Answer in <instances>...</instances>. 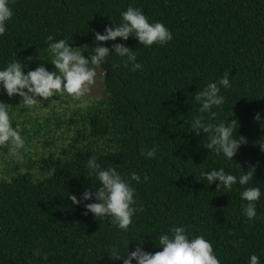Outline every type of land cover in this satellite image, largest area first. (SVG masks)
I'll list each match as a JSON object with an SVG mask.
<instances>
[{"label": "trees", "instance_id": "1", "mask_svg": "<svg viewBox=\"0 0 264 264\" xmlns=\"http://www.w3.org/2000/svg\"><path fill=\"white\" fill-rule=\"evenodd\" d=\"M129 6L150 23H163L173 39L150 47L134 36L102 42L109 48L125 44L143 65L132 71L126 57L110 54L98 67L102 98L57 111L47 101L42 112L43 106L24 107L18 94L9 97L0 86V101L9 104L13 127L19 123L25 140L19 158L0 146V264H123L110 258L113 247L121 256L141 243L147 252L162 251L155 238L171 235L173 227H183L190 240L203 236L221 264H249L253 254L264 264V0H10L13 17L0 35V70L17 61L25 73L40 65L55 71L48 36L88 57L95 32L119 25ZM225 72L231 87L221 88L225 102L213 107L212 122H239L233 135L247 143L232 160L207 149L208 136L190 128L197 116L207 122L196 93ZM62 97L51 99L62 103ZM152 148L154 159L140 154ZM92 156L125 179L140 175V182H131L139 210L126 231L109 217L101 222L84 215V204L95 197L80 205L68 199L98 186L95 175L86 176ZM251 166L249 184L237 183L229 193L202 175L224 168L239 177ZM257 186V215L249 221L241 193Z\"/></svg>", "mask_w": 264, "mask_h": 264}, {"label": "clouds", "instance_id": "2", "mask_svg": "<svg viewBox=\"0 0 264 264\" xmlns=\"http://www.w3.org/2000/svg\"><path fill=\"white\" fill-rule=\"evenodd\" d=\"M121 16L122 22L119 25L115 24L114 28L111 25L106 26L103 34L99 31L95 32L96 46L91 49V55L88 57L80 51L73 50V46L66 40L53 42V37L48 36V50L51 54L48 59L55 66V71H49L46 66L40 65L35 70L25 73L23 66L13 61L5 69L0 70V86L9 97L18 94L22 98L20 104L27 108L36 107L42 100L54 105L56 100L50 98L65 94L74 101H82L95 83L96 69L107 62L110 54L121 58L126 57L125 67L131 66L132 71L141 70L143 67L136 62V52L130 47L123 43H114L109 48L102 42L115 41L118 37L127 41L130 36H134L143 46L150 47L153 44L166 45L173 39L171 31L163 23H150L146 15L138 8L129 6L121 13ZM12 17L10 0H0V35L6 32V24ZM222 87H231L228 72H225L218 81L209 82L196 93L195 101L201 105L199 112L207 114V122L204 115L197 116L191 120L190 128L197 136L201 132L208 136V142L204 144L207 149L216 154L223 153L225 157L232 160L241 144L247 143V139L244 136L234 137L233 133L239 125L236 119H231L227 123L226 121L218 124L212 122L217 117V113L212 111L213 107H220L225 102L224 96L220 94ZM78 106L86 107V104L82 102ZM254 119L259 121L260 114L257 113ZM0 146H7L8 154L16 158H19L21 150L25 149L20 125L17 123L16 127H13L9 115V104L2 101H0ZM260 147L261 151H264V144ZM140 154L145 158L154 159L156 149L141 150ZM86 168L88 170L86 176L95 175L98 186L94 185L95 191L86 190L79 198L75 194H69L68 199L73 205H80L95 197V202L84 204V215L91 213L101 222L105 217H109L113 225L126 231L132 223L133 215L139 210L133 207L136 200L134 199L135 189L131 187V182H140V175L133 172L125 179L115 167L102 169L96 162L95 156L87 160ZM249 168L252 170L239 177L226 173L224 168L212 169L202 175L209 185L219 181L216 190L223 186L229 193L233 185L237 183L241 186L249 184L254 177L255 167ZM144 179H148L147 175ZM260 197L261 190L258 186L247 187L241 193V199L247 201L243 206V212L249 221L257 215L256 202ZM170 232L171 235L165 233L155 238L162 246V251L147 252L141 243L126 256H121L117 248L113 247L109 252L110 258L122 259L123 264H133V260H136L137 264H221L214 254L212 244L203 236L190 240L183 227H173ZM37 255L40 253L38 252ZM43 258L47 259V253L43 254ZM249 264H259V257L255 254L251 255Z\"/></svg>", "mask_w": 264, "mask_h": 264}, {"label": "rangeland", "instance_id": "3", "mask_svg": "<svg viewBox=\"0 0 264 264\" xmlns=\"http://www.w3.org/2000/svg\"><path fill=\"white\" fill-rule=\"evenodd\" d=\"M31 66H32V64H30ZM96 72H97V77H96V79H95V85H93V86H91V90H90V92L88 93V94H86V96L83 98V100L82 101H80L79 102V104L80 103H87V102H90V103H92V102H94V100H96V98L97 99H99V98H102L103 97V85H102V74H101V70H100V68H97L96 69ZM69 96H67L66 94L62 97V99L64 100V101H62V103L61 102H57V103H55V105H56V111L59 109V108H62V107H64V109L66 108V110H67V108H70L71 107V109H75V107H78V105L76 104V103H73V101L74 100H72V99H70V98H68ZM42 99V98H41ZM51 99V98H50ZM45 102H47V101H43L42 100V102H40L39 104H38V106L40 105L41 107L43 106V103H45ZM50 105V104H49ZM48 105V106H49ZM69 105H71V106H69ZM66 106H68V107H66ZM46 106H43V109H42V112H46L47 110H46ZM45 109V110H44ZM63 109V110H64ZM65 110V111H66ZM64 111V112H65ZM71 113V110H69L67 113ZM48 114L49 115H51L50 114V112H48ZM3 148H6V146H2Z\"/></svg>", "mask_w": 264, "mask_h": 264}]
</instances>
